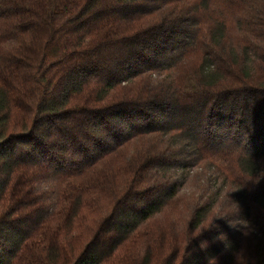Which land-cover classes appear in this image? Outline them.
<instances>
[{
	"label": "trees",
	"instance_id": "1",
	"mask_svg": "<svg viewBox=\"0 0 264 264\" xmlns=\"http://www.w3.org/2000/svg\"><path fill=\"white\" fill-rule=\"evenodd\" d=\"M231 161L264 166V0H0V264H264V186L210 221Z\"/></svg>",
	"mask_w": 264,
	"mask_h": 264
},
{
	"label": "rangeland",
	"instance_id": "2",
	"mask_svg": "<svg viewBox=\"0 0 264 264\" xmlns=\"http://www.w3.org/2000/svg\"><path fill=\"white\" fill-rule=\"evenodd\" d=\"M210 2V1H209ZM211 3V2H210ZM200 4V3H199ZM239 6L237 4L233 8H229L228 6L224 8L223 13L225 14V21L227 24L231 25V28L228 30V37L230 39V42L233 46L238 47H244L246 44H249L251 41L252 34L245 32L247 35H245L243 32L239 30V27H243V18L244 13H242L241 18L239 17V9L236 8ZM241 19L242 24L239 21ZM254 43V42H253ZM251 42L250 45L251 46ZM144 142L148 143L149 140L146 139ZM211 169L206 170L204 174L202 175H196L193 174L192 177L189 178L187 181V184L185 188L181 191L178 199L176 200L174 205L168 206L167 210L169 212H174L175 207H177L178 215H183V218L189 219L191 213L196 209V201H201V204L206 202V200L213 199V193L216 188V184L213 180V178L216 177H210ZM227 177L233 179L230 182H227L225 185V188L221 192V196L216 200L213 209H212V215L215 214V217H212L210 214V217L212 219L210 221H218L219 219L224 218L226 215V211L231 209H243L246 201L250 199L251 193L255 191L256 187H263L264 186V166L260 165L259 172L255 176L246 177L244 176L240 170L237 169L235 163L231 161L228 165V169L226 171ZM221 177V176H217ZM242 190L245 193L246 200H239L238 199V191ZM191 194L194 196V201H192ZM234 203V204H232ZM166 210V211H167ZM169 214V213H168ZM259 218L264 219V213L258 214ZM227 216V215H226ZM254 218V217H253ZM229 220L228 217H225L223 220L227 221ZM185 220V221H186ZM234 225V222H231ZM185 224V222H184ZM223 225V224H222ZM220 227V225H219ZM244 229V228H243Z\"/></svg>",
	"mask_w": 264,
	"mask_h": 264
}]
</instances>
